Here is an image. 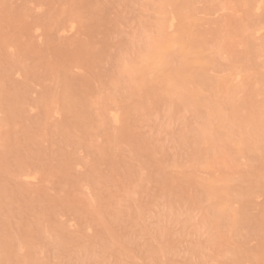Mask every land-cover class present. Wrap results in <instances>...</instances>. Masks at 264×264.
<instances>
[{"label": "bare ground", "instance_id": "6f19581e", "mask_svg": "<svg viewBox=\"0 0 264 264\" xmlns=\"http://www.w3.org/2000/svg\"><path fill=\"white\" fill-rule=\"evenodd\" d=\"M0 264H264V0H0Z\"/></svg>", "mask_w": 264, "mask_h": 264}, {"label": "rangeland", "instance_id": "374dc122", "mask_svg": "<svg viewBox=\"0 0 264 264\" xmlns=\"http://www.w3.org/2000/svg\"><path fill=\"white\" fill-rule=\"evenodd\" d=\"M182 8H183V7H182ZM184 8H185V7H184ZM184 8H183V9H184ZM181 11H182V9L180 10V12H181ZM184 11H186V8H185V10H183V12H184ZM198 30H199V29H197L196 31H195V29L193 30V32H195V34H194L195 36H196V34H199V36H200V33L197 32ZM200 30H201V29H200ZM200 30H199V31H200ZM185 32H186V31H185ZM188 32H189V31H188ZM188 32H187V33H184V34L182 33L181 35L179 34V37H178V36L176 37V41H177L176 43H177V46L180 44V42L183 43V38H181V36L185 38V37H186L185 34L188 35ZM191 32H192V30H191ZM193 32H192V33H193ZM200 32H201V31H200ZM192 33H189V34H192ZM202 33L204 34L205 32L203 31ZM203 34H202V35H203ZM188 36H189V35H188ZM199 36L197 35L196 37L198 38ZM189 37H190V36H189ZM192 37H193V36L191 35L190 38H187V37H186V39L189 40V39H191ZM196 37H194V38H196ZM204 37H205V36H204ZM206 37H207V36H206ZM220 37H222V36H220ZM178 38H179V39L181 38V41H179ZM194 38H192L193 40H190V41H194ZM197 38H196V39H197ZM186 39H185V40H186ZM203 39H204V38H203ZM205 39H206V38H205ZM185 40H184V41H185ZM187 40L184 42L183 45H181V46H184V45H185V46H186V48H185V46H184L185 49H187V47H188L187 45L190 44V43H188V42H190V41L187 42ZM197 40L200 41V37H199ZM197 40H195V42H194L195 44H196V41H197ZM218 40H219L218 44L221 43V42H220V41H221L220 38L217 39V41H218ZM198 41H197V44L200 45L201 43H203V45H204L203 40H202V42H199V43H198ZM204 41H205V40H204ZM191 43H193V42H191ZM216 43H217V42H216ZM223 43H224V41H222V43H221L220 45H218V46L221 47V49H222V46H223L224 48L227 47V46H225V44L223 45ZM208 44H209V43H208ZM211 44H212V43H211ZM199 45H197V47H196V46H192V48H194V49H191V50H193V51H196V50H197L196 53H197L198 56H199V58H198L199 60H197V61H199L200 64H201V62H203V63H207L208 61L210 62V61H211V58H212L213 61H215V59H213L214 57H211L212 55L210 56V54L208 53V52H210V50H208L209 48L207 49V50H208L207 53H208V55L210 56V58L206 61V58H208L209 56H208V57H205V56L202 57V56H201V55H203V54H201V52H200L199 50L202 51V50H204L205 48L203 49L204 46L201 44V46H203V47L200 49V46H199ZM209 45H210V44H209ZM213 45H214V44H213ZM221 45H222V46H221ZM211 46H212V45H211ZM218 46L215 44V48H214V50H217V49H218L217 51L220 52L221 49L219 50ZM189 47L191 48V45H190ZM195 47H196V49H195ZM198 47H199V48H198ZM205 47H206V44H205ZM208 47H209V46H208ZM212 47H214V46H212ZM178 48H179V47H178ZM182 48H183V47H182ZM182 48H180V50L183 52ZM184 48H183V49H184ZM216 48H217V49H216ZM224 48L222 49L223 51L220 52V53H222V54H219V52H217V56H218V54H219V58H221V55H223V52L225 51ZM227 48H228V47H227ZM227 48H225V49H227ZM185 49H184V51H185ZM198 49H199V50H198ZM210 49L212 50L213 48L210 47ZM180 50H179V51H180ZM191 50H190V49H189V50L187 49L186 51H189L188 54H190V53H193V51L190 52ZM179 51H178V52H179ZM182 52H181V53H182ZM203 52H204V51H202V53H203ZM211 52H213V51H211ZM211 52H210V53H211ZM181 53H179V54H181ZM196 53H195V54H196ZM204 53H205V52H204ZM207 53H205V54H207ZM215 53H216V52H215ZM215 53H214V54H215ZM188 54H187V55H188ZM212 54H213V53H212ZM214 54H213V55H214ZM175 55H177V54H175ZM181 55H182V56H181L182 58L186 57L185 54H184V55L181 54ZM193 55H194V54H193ZM177 56H178V55H177ZM190 56H191V54H190ZM217 56H216V54H215V57H217ZM175 57H176V56H175ZM193 57H194V56H193ZM196 57H197V55H196ZM201 57H202V60H200ZM194 58H195V57H194ZM194 58H189V57H188V59H190V60H192V59H194ZM177 59H178V58H177ZM180 59H181V58H180ZM180 59H179V60H180ZM184 59H185V58H184ZM216 59L218 60V58H216ZM181 60H182V59H181ZM194 60H196V58H195ZM213 61H211V63H212ZM220 61H222V60H220ZM192 62H193V61H192ZM222 62H223V61H222ZM203 63H202V64H203ZM202 64H201V65H202ZM213 64H214V62H213ZM196 65H197V63H196ZM201 65H200V66H201ZM205 65H206V64H205ZM209 65H210V64H209ZM222 65H223V64H222ZM202 66H203V65H202ZM202 66H201V68H202ZM211 66H214V65L211 64ZM224 66H225V65H224ZM203 67H204V66H203ZM206 68H207V67H206ZM223 68H226V66L223 67ZM202 69H204V68H202ZM204 70H206V69H204ZM200 71L202 72V70H200ZM203 72H204V71H203ZM132 84H133V83H132ZM130 85H131V84H130Z\"/></svg>", "mask_w": 264, "mask_h": 264}]
</instances>
